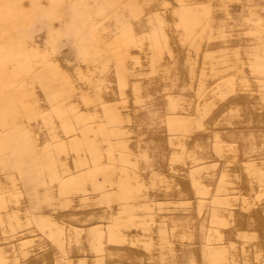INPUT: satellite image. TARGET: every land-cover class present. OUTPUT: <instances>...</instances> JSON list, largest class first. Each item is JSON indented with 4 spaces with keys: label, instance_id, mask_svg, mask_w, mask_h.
I'll return each instance as SVG.
<instances>
[{
    "label": "crops",
    "instance_id": "crops-1",
    "mask_svg": "<svg viewBox=\"0 0 264 264\" xmlns=\"http://www.w3.org/2000/svg\"><path fill=\"white\" fill-rule=\"evenodd\" d=\"M85 3L84 11L97 25V31L112 35L109 42L116 49L109 54V63L121 59L116 76L127 82L125 90L113 87L110 97L99 91L106 84L96 86V92L102 96L95 101L99 109L95 106L91 112L95 118L112 124L102 128L112 146L109 150L119 146L137 153L138 169L168 178L171 197L183 200L185 206H195L197 214L169 207L153 209L148 202L128 216H107L106 206L113 201L141 202L139 190L145 183L129 185L130 175L124 172L127 169L108 166L103 152L93 144L91 151L78 153L74 173L62 174L58 169L55 180L51 174L46 179L50 186L57 187L58 183L59 190L70 187L84 193L119 184L121 189L117 193L96 199V204H104V210L80 213L78 208L90 206L91 197L85 201L61 200L74 203V209L71 207L63 214L49 233L38 223L18 219L16 211H5L0 213V224L6 222L2 224L9 238L0 237V245L27 237L30 231L26 229L32 226L39 235L50 236L52 243L44 246L57 252L52 253L56 264L58 260L71 264L74 259L66 253L95 249L99 235L113 227H124L144 235L141 239H119V245L115 241L108 248L109 257L118 256L125 264H155L149 255L164 261L173 252L172 234L181 232L192 234L183 239L204 241L185 251L196 262L264 264V0ZM5 31L1 26L0 34ZM3 82L11 83L6 75H0V83ZM124 94L130 98L131 110L128 115L117 117L123 108L119 106ZM86 103L90 104L88 99ZM43 202L48 204L49 200ZM224 204L225 213H217L218 206ZM200 208L205 212H200ZM80 216L87 219L80 224L85 228L82 231L63 226L67 220L74 218L75 222ZM102 220L106 225L88 226ZM188 221L199 223L184 227L183 223ZM211 221L214 224L210 226ZM227 227L232 229L217 230ZM1 230L0 227V234L5 232ZM69 233L74 238L67 242L54 237ZM212 235L217 238L212 239ZM84 238L87 241L83 242ZM25 242L28 241L12 247L27 251L32 246L27 247ZM115 246L125 247L124 252L118 254ZM138 248L148 255L144 256ZM175 255L182 263L190 261ZM13 261L15 256L4 260L0 257V264Z\"/></svg>",
    "mask_w": 264,
    "mask_h": 264
},
{
    "label": "rangeland",
    "instance_id": "rangeland-1",
    "mask_svg": "<svg viewBox=\"0 0 264 264\" xmlns=\"http://www.w3.org/2000/svg\"><path fill=\"white\" fill-rule=\"evenodd\" d=\"M86 1L0 0V27L6 28L5 33L0 34V40L4 39L3 43L0 42V75H6L11 81L0 83V213L14 210L20 217L18 219L38 223L45 233H49L54 229V224L61 221L60 217L74 205L60 202L61 200L85 201L83 199L91 197L90 206L81 205L78 211L86 214L98 209L104 210V204H96V199L117 193L121 189L119 184L103 185L102 188H92L94 191L84 193L70 187L59 190L58 183L55 185L57 187H53L47 184L46 179L51 174L55 180L57 177L54 174L58 169H61L62 174L74 173L78 153L91 151L95 147H92L93 144H96L103 152L108 166L127 169L124 172L130 175L127 178L129 185L135 186L139 181L145 183L143 189L135 188L140 192L141 202L113 201L111 206H106L107 216H128L148 202L147 205L152 204L153 209L169 207L177 212L196 215L198 209L195 206H185L183 200L171 197L172 187L168 178L155 171L141 172L138 169L137 153L120 149L119 146L109 150L112 146L110 141L107 143L108 134L102 128L112 124L108 120L106 122L102 118H95L91 111L95 109L97 97H101L103 93L110 97V92L115 89L125 90L127 82L121 76H116L121 59L116 58L109 63V54L116 49L115 44L109 42L112 35L97 31V25L91 22L84 11L87 10L84 8ZM97 37L100 40L106 39L100 41ZM2 56L6 58L2 59ZM11 76L14 80L10 79ZM99 84L107 85L104 90L99 89L101 94L96 92ZM125 96L126 94L120 98L119 107L123 108L116 114L117 117L128 115L127 112L131 110L130 98ZM87 99L89 105L86 103ZM79 103L85 106H77ZM44 200H49V203H44ZM218 209L220 211L217 210V213L224 214L225 204L218 206ZM201 211L205 212V209L200 208ZM85 221L87 219L80 216L75 222L74 218L67 220L63 226L66 225L72 231L74 227L82 231L85 228L80 224ZM212 221L210 226L214 224ZM2 223L1 231H5ZM198 223L199 221H188L183 224L186 225L184 227L192 228ZM97 224L104 226L106 221L90 223L88 226ZM34 229L29 226L26 231H30V234L14 243H2L0 247L4 249L1 250L0 257L4 260L15 256L16 261L12 264H56L52 253L57 252L44 246L52 243L50 236L39 235ZM231 229L227 227L217 230L225 232ZM1 234V238L7 239V231ZM185 235L190 237L192 234H172L171 248L178 258H190L189 262H180L173 252L164 261L149 255L150 261L155 264H205L204 261L192 260V256L185 252L204 244V241L199 243L197 240L194 242L181 238ZM54 237L67 242L74 235L58 234ZM139 237L144 238V235L124 227H113L99 235L95 249H78L66 255H70L71 260L74 259L71 264H125L118 260V256L109 257L108 248L115 241L119 245V239ZM211 238L217 237L212 235ZM23 241H28L25 245L32 247L27 251L12 247ZM114 248L119 254L124 252L125 247ZM139 249L136 250L142 251ZM142 252L144 256L148 255L146 250ZM61 263L57 261V264Z\"/></svg>",
    "mask_w": 264,
    "mask_h": 264
}]
</instances>
